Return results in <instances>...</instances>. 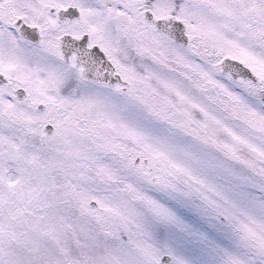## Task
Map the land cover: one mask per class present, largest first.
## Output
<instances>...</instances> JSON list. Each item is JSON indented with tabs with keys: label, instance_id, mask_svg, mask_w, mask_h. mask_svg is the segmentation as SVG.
<instances>
[{
	"label": "snow or ice",
	"instance_id": "obj_1",
	"mask_svg": "<svg viewBox=\"0 0 264 264\" xmlns=\"http://www.w3.org/2000/svg\"><path fill=\"white\" fill-rule=\"evenodd\" d=\"M0 264H264V0H0Z\"/></svg>",
	"mask_w": 264,
	"mask_h": 264
}]
</instances>
